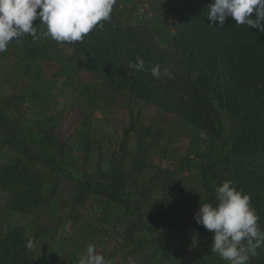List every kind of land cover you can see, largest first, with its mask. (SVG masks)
I'll list each match as a JSON object with an SVG mask.
<instances>
[{
    "label": "rangeland",
    "instance_id": "rangeland-1",
    "mask_svg": "<svg viewBox=\"0 0 264 264\" xmlns=\"http://www.w3.org/2000/svg\"><path fill=\"white\" fill-rule=\"evenodd\" d=\"M207 1L117 0L113 13L127 35L148 31L163 51L171 47L179 6ZM39 24L33 22L38 39L26 34L0 54V233L25 229L37 240L32 254L39 264H78L89 244L111 264H198L207 246L194 216L200 202L216 203V186L236 177L228 169L234 123L223 113V135L209 141L181 117L108 85V63L135 73L123 48L112 51L101 40L106 51L85 57L43 37ZM42 127L52 131L48 154L37 142ZM245 161L264 175V154ZM28 185L40 197L22 213L13 204L22 192L34 193ZM113 190L125 191L117 204L109 198ZM166 200L179 207V217L155 211ZM163 219L178 222L188 247L180 254L173 246L171 261L158 247L168 244L161 240ZM127 227L139 254L132 242L124 246ZM263 254L249 264H263Z\"/></svg>",
    "mask_w": 264,
    "mask_h": 264
},
{
    "label": "trees",
    "instance_id": "trees-1",
    "mask_svg": "<svg viewBox=\"0 0 264 264\" xmlns=\"http://www.w3.org/2000/svg\"><path fill=\"white\" fill-rule=\"evenodd\" d=\"M209 2H185L179 6L178 23L174 27L171 47L167 50L156 49L149 39L151 35H147L148 31L144 34L141 29L132 28L128 31L133 32L131 36L127 35L114 13L109 23L113 28L105 22L103 29L97 27L83 42L70 45L81 49L88 57L91 52L97 54L106 51V45L99 41L108 40V48L118 52L123 48L125 58H129L130 62L135 63L137 58L144 60L146 70H135V73H128L124 68L108 63V69L113 71L105 73L108 85L116 90H127L134 99L181 117L206 134L209 141L217 142L223 135L222 114H226L235 125L231 133L229 152L233 157L228 160L229 173L236 175L233 184L238 190L252 195L251 205L260 217V228L264 230V175L254 173L255 170L245 161L264 154V33L254 28L248 29L246 25H236L232 18H228L222 28L210 27L207 18ZM125 44L129 48L125 49ZM156 64L161 69L159 78L153 77L150 71L151 66ZM93 66H97L96 60ZM98 66L102 65L98 63ZM165 69L170 75L165 73ZM40 131L44 139L37 141L38 145L44 149V152L41 150L42 154H48L53 140L52 131L43 127ZM25 152L29 154L27 149ZM108 178L114 181L112 175ZM29 187L34 193L22 192L13 209L29 213L35 208L34 195L40 197L39 191L36 187ZM123 191L113 190L109 198L117 204L123 200V197H119ZM155 211L161 218L164 215L177 218L182 214L175 203L167 200ZM163 225L165 229L161 240H167L168 244L158 247L171 261L173 254H170V250L173 246L180 254L186 253L188 247L178 222L163 219ZM25 232L23 228H15L0 233V264H39L32 254L37 240L28 238ZM124 233L127 239H124V246L129 241L133 243V230L127 227ZM201 236L207 250L204 255H199L198 264H217L215 261L224 264L210 250L213 234L201 226ZM29 241L32 242L31 249L27 247ZM132 248L139 254L141 245L134 242ZM257 251L263 254L264 247Z\"/></svg>",
    "mask_w": 264,
    "mask_h": 264
},
{
    "label": "clouds",
    "instance_id": "clouds-1",
    "mask_svg": "<svg viewBox=\"0 0 264 264\" xmlns=\"http://www.w3.org/2000/svg\"><path fill=\"white\" fill-rule=\"evenodd\" d=\"M117 0H0V54L10 43L19 42L26 34L38 39L33 22L40 21L41 35L57 42H83L95 28L111 23ZM209 26L222 28L228 18L236 25L248 26L264 33V0H210L207 5ZM254 14V18H253ZM129 68L145 71V62L137 58ZM153 77L161 75L160 65L150 68ZM165 73L168 70L165 69ZM216 203H201L194 219L197 225L212 233L210 250L225 264H249L264 247V230L260 217L251 205L250 195L226 180L215 187ZM32 248V242L27 244ZM78 264H111L89 244Z\"/></svg>",
    "mask_w": 264,
    "mask_h": 264
}]
</instances>
